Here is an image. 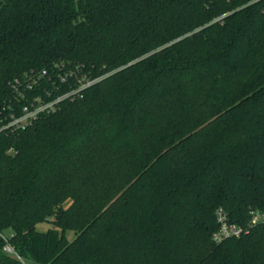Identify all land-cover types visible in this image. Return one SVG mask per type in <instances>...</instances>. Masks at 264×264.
Returning a JSON list of instances; mask_svg holds the SVG:
<instances>
[{"label":"trees","instance_id":"16d2710c","mask_svg":"<svg viewBox=\"0 0 264 264\" xmlns=\"http://www.w3.org/2000/svg\"><path fill=\"white\" fill-rule=\"evenodd\" d=\"M253 210L264 0H0V264H264Z\"/></svg>","mask_w":264,"mask_h":264},{"label":"built area","instance_id":"2783aa9c","mask_svg":"<svg viewBox=\"0 0 264 264\" xmlns=\"http://www.w3.org/2000/svg\"><path fill=\"white\" fill-rule=\"evenodd\" d=\"M90 84H86L84 87L89 86ZM52 107V105H48L46 107H39L34 109L33 111H29L27 108L22 110V114L19 118H10V121L4 128H16L22 129L27 126L32 118H34L39 112ZM249 226H264V212L253 210L249 213ZM216 223L218 225V231L213 235L212 239L215 243H221L222 241L230 238H238L242 234V230L230 224L227 221V217L225 214L218 210L216 212ZM7 237L5 235L0 234V239L5 243L2 250L4 253L12 255L13 250L7 245Z\"/></svg>","mask_w":264,"mask_h":264},{"label":"rangeland","instance_id":"374dc122","mask_svg":"<svg viewBox=\"0 0 264 264\" xmlns=\"http://www.w3.org/2000/svg\"><path fill=\"white\" fill-rule=\"evenodd\" d=\"M49 228H50V226L47 225V224H40V225L36 226V230L39 231V232H46ZM67 238H68V240H72L73 234L72 233H68L67 234Z\"/></svg>","mask_w":264,"mask_h":264}]
</instances>
